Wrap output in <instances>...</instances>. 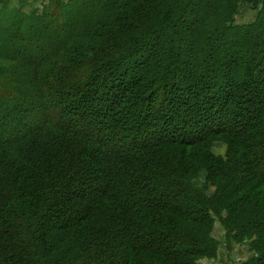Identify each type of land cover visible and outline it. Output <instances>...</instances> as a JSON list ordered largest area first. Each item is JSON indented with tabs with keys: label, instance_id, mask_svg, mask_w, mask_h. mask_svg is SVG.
<instances>
[{
	"label": "trees",
	"instance_id": "trees-1",
	"mask_svg": "<svg viewBox=\"0 0 264 264\" xmlns=\"http://www.w3.org/2000/svg\"><path fill=\"white\" fill-rule=\"evenodd\" d=\"M217 220L264 264V0H0V264H201Z\"/></svg>",
	"mask_w": 264,
	"mask_h": 264
},
{
	"label": "rangeland",
	"instance_id": "rangeland-1",
	"mask_svg": "<svg viewBox=\"0 0 264 264\" xmlns=\"http://www.w3.org/2000/svg\"><path fill=\"white\" fill-rule=\"evenodd\" d=\"M13 6L18 9H23L26 13H30L34 10L42 11L49 0H11ZM257 11L250 4H243L240 8L239 14L236 16L238 24H248L255 20ZM226 146L223 142H216L213 151L216 154L224 155ZM206 180V174L203 173L199 179L195 182L201 186ZM214 192V188L211 187L208 193L211 195ZM214 237L220 242L218 255L215 258H204L200 262L201 264H241L242 262L250 259L254 252L251 250L249 243L237 244L233 242L228 245L226 239L225 229L217 220L213 232Z\"/></svg>",
	"mask_w": 264,
	"mask_h": 264
}]
</instances>
